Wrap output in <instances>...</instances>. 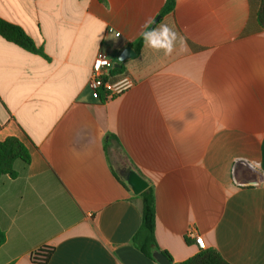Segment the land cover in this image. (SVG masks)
<instances>
[{
  "label": "crops",
  "instance_id": "crops-1",
  "mask_svg": "<svg viewBox=\"0 0 264 264\" xmlns=\"http://www.w3.org/2000/svg\"><path fill=\"white\" fill-rule=\"evenodd\" d=\"M166 1L0 0V18L46 55L0 36V142L31 154L0 179V264H41L44 248L45 264H158L132 243L142 201L130 171L154 190L157 245L174 263L202 250L194 230L229 264H264L260 0H176L154 28L167 24L185 50L137 53ZM127 47L136 56L118 74L134 87L96 101L97 54L116 65Z\"/></svg>",
  "mask_w": 264,
  "mask_h": 264
},
{
  "label": "trees",
  "instance_id": "trees-1",
  "mask_svg": "<svg viewBox=\"0 0 264 264\" xmlns=\"http://www.w3.org/2000/svg\"><path fill=\"white\" fill-rule=\"evenodd\" d=\"M176 6V0H167L158 18L159 20L164 16L172 13ZM158 20V21H159ZM158 21H155L146 31L153 29ZM257 23L260 30H264V0H260V7L257 13ZM0 36L6 41L13 43L28 52L33 54L46 56L43 49L39 48L35 42L30 38L22 28L6 22L0 18ZM144 40L141 36L133 47L140 52L144 46ZM123 66L115 68V73H122ZM17 161L23 162L25 165L31 163V154L26 145L16 137H8L0 142V179L3 176H9L11 179L18 177V172L14 165ZM142 201V224L139 231L134 236L133 245L147 258L157 263L153 257L154 252H161L164 254L172 264H229L225 259L215 250H201L194 257L182 263H174L167 252H162L156 241L155 226H156V205L154 190L149 187L146 191L139 195ZM6 241L4 232L0 230V248ZM51 249H47L44 260L41 264H45L51 255ZM40 263V262H39Z\"/></svg>",
  "mask_w": 264,
  "mask_h": 264
},
{
  "label": "built area",
  "instance_id": "built-area-1",
  "mask_svg": "<svg viewBox=\"0 0 264 264\" xmlns=\"http://www.w3.org/2000/svg\"><path fill=\"white\" fill-rule=\"evenodd\" d=\"M119 36V35H118ZM115 63L103 52H99L95 58L92 73L89 81V88L92 97L96 101L108 102L115 99L134 87V81L124 74L115 73ZM193 238L200 249H204V241L194 230L188 233ZM47 249H40L32 255L33 261L41 263L44 260Z\"/></svg>",
  "mask_w": 264,
  "mask_h": 264
},
{
  "label": "clouds",
  "instance_id": "clouds-1",
  "mask_svg": "<svg viewBox=\"0 0 264 264\" xmlns=\"http://www.w3.org/2000/svg\"><path fill=\"white\" fill-rule=\"evenodd\" d=\"M119 35V34H117ZM144 43L156 51H163L165 55H171L176 50V43L179 41V51H184L186 42L183 37L174 31L167 24H161L157 28L141 33Z\"/></svg>",
  "mask_w": 264,
  "mask_h": 264
},
{
  "label": "water",
  "instance_id": "water-1",
  "mask_svg": "<svg viewBox=\"0 0 264 264\" xmlns=\"http://www.w3.org/2000/svg\"><path fill=\"white\" fill-rule=\"evenodd\" d=\"M158 20L159 18H157L156 21ZM135 56L136 53L134 52V50L131 47H127L120 55L118 63L115 65V67L120 68L121 63L126 60L132 59ZM126 179L135 195H140L149 187L148 183L134 171L128 172ZM153 257L158 264H172L171 261L161 252H154Z\"/></svg>",
  "mask_w": 264,
  "mask_h": 264
},
{
  "label": "rangeland",
  "instance_id": "rangeland-1",
  "mask_svg": "<svg viewBox=\"0 0 264 264\" xmlns=\"http://www.w3.org/2000/svg\"><path fill=\"white\" fill-rule=\"evenodd\" d=\"M114 156V159L116 160V161H118L120 164L122 163V161H121V157H120V155H119V153L116 151V153L113 155ZM124 176V175H123Z\"/></svg>",
  "mask_w": 264,
  "mask_h": 264
}]
</instances>
